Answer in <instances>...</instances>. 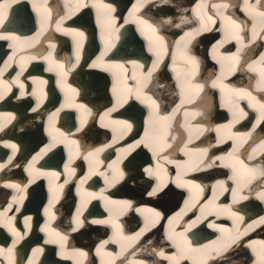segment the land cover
<instances>
[{"label":"bare ground","instance_id":"bare-ground-1","mask_svg":"<svg viewBox=\"0 0 264 264\" xmlns=\"http://www.w3.org/2000/svg\"><path fill=\"white\" fill-rule=\"evenodd\" d=\"M8 2L10 0H0V5H5ZM125 2L126 0H119L117 4H123L122 7H127L129 4L122 15L115 11L109 13L103 7V5H109L114 9L113 0H73L72 2L69 0H60V2L47 0L46 5L44 0H18L11 7L5 8L7 19L4 27L0 26V33L18 36L21 41L0 39L3 47L0 54L4 53V62L1 68L5 66V62L10 56H14L12 61H8L11 67L7 68L3 77H0V92L4 95V98L0 99V125L3 126L0 130L2 133L0 135V164L6 165L0 174V177H3L0 179V198L2 197L0 202L8 199L6 205L0 206V213H3V216L0 217V237L3 240L9 239L10 236L12 238L9 246L5 243L0 247L4 253L0 254V264L7 261L9 264H18V261L23 264L26 261H20L18 258L20 254L18 248L24 252L20 258H24L28 246L33 240L32 223L25 225V222L32 221L33 217L29 213L21 217L26 231L21 228L23 223H17L18 226H15L12 219L19 210L23 209L28 192L33 193L32 202H34L36 197L42 198L41 193L45 189V193L51 191L47 188L42 191L35 188L29 190L34 185L39 186L40 184L38 180L41 175L33 173V168L34 166L42 167L39 160L44 156L50 158L49 169L54 168L49 170L50 173L57 174L50 176L49 181L60 180L70 171L73 173V169L75 174H79L86 164L89 173L97 171V175L101 176L104 181L112 182L110 185L114 184L111 192L108 191L110 187L108 184L105 189L100 190V186L96 184L93 186L89 176H81L74 181L76 184L75 196L64 207L70 209L69 205L75 203V207L79 208L85 198L93 200L92 203L105 200L106 204L102 203L101 207L108 211L106 217L108 216L114 225H119L118 238L123 237L119 239L121 243L119 249L120 252L124 249L123 254L115 261V264H124V262L126 264H139V262L174 264V261L160 257L158 253L163 250L166 256L174 257L175 252L172 251L177 245H180L178 243L180 239L188 242L187 235L190 236V233H201L200 231L208 233L209 230L214 231L221 241L215 244L213 240L207 238L201 244L202 246L193 248L196 250L195 252L191 251L186 254L190 257L187 259L190 260L188 264H209L208 261L202 260L194 263L192 254L194 257H197L198 254H206L210 264H217L211 255L210 248L215 251L214 255L216 256L217 248L220 250L219 255L225 253L222 256L229 259L223 262L224 264H260V256L264 255V224H257L250 229L249 225H253L254 221H259L261 217H264V201L257 196L258 192L264 191V178H257V182L253 180L250 185L241 188L238 184L243 183L247 173L242 170V176L238 181L237 178H233V165L240 167L237 164V160H239L249 168L264 169V150L258 149V145L264 142V121L257 124L258 109L250 107V104L255 103L254 101L245 97L235 98L234 102L230 103L232 98L229 96L228 89L222 91L219 87L214 88L212 82L218 80L229 88H245L264 102V92L256 88L259 74L248 69V64L258 61L261 53H264V26H261V19L257 17L254 20L253 16L244 10V0H150L148 3H144L143 0H134L131 6L129 1L126 4ZM255 2L256 0H249L250 4H255ZM20 3H27V8L32 11L27 12L26 10V13L19 14L18 17ZM61 4H64V12L61 11ZM140 4L143 6L140 7ZM223 4H227L228 7H214ZM45 6L51 19L45 21L44 28L46 30L42 32L41 21L46 15ZM257 11H264V8L257 6ZM11 17L12 20H10ZM56 17L57 20L67 17L62 27L84 32L83 43L87 37L88 42L91 43L90 49L94 47L98 49L96 54H94L95 51L93 52V60L86 64L83 62L81 65L83 56L91 51L80 48V60L74 68L78 69L80 65L81 69L75 72L77 76L79 75L78 82H81L82 87L87 91L82 93V96L86 97L85 103L81 102L82 99L75 101L77 96L73 84L76 80L75 73H73L74 78L69 79L73 69L67 71L72 64L76 63L75 41L77 37L57 31V25L52 20ZM111 18L115 19L113 28L108 27V20ZM201 18H203V22ZM72 20L78 23H70ZM231 21L241 25L239 35L244 37L243 49L239 54L240 64L238 67L236 66V71H230V62L225 59L236 54L237 48L241 47V44L233 38L236 30ZM253 24L256 25L258 34L254 41L252 40ZM8 26H11L12 29L7 28ZM202 27L207 30L197 31ZM129 30H132L133 34L125 38V46H117L121 39L120 35L126 34ZM185 33L192 35L185 37ZM157 37L164 38L162 45ZM185 39L191 41L187 49L183 47ZM10 45L12 46L10 47ZM45 45L47 49H45ZM51 45H55V48H52ZM66 46L71 47V53L67 54L58 49ZM150 47L153 49L152 51H149ZM100 49L102 50L99 51ZM55 50H59L60 53L55 55ZM125 50L129 54L123 58L120 51ZM113 51L115 53L112 54ZM49 53H51V59L45 60L44 57H47ZM158 54L160 57L159 66L152 72L147 86L142 89L141 99H137L136 90L140 87L138 80H142V77L153 68ZM186 55L195 56L199 63L191 84L204 85L203 89L194 95L189 92L187 87L185 91L181 90V83L191 70V66L186 62ZM143 57H146V61L149 58V63L145 67ZM170 60L172 64L168 65L167 62ZM52 61L63 64L64 69L57 68L56 63ZM36 62L42 63L37 64ZM94 64L97 66L93 67ZM12 65L18 68L19 82H16L17 74L15 77L9 75L16 71ZM115 65H123V68L115 67ZM259 67H264V64ZM50 68L51 71H49ZM62 71H66L67 75H62ZM107 78L109 81H114L116 78L117 84L110 86L107 84ZM51 79H53L52 82L49 81ZM53 81L57 85V95L62 96V100L69 101V105L66 102L55 105L56 101H59L55 92L53 93L55 101L52 104H46V84L52 87ZM20 84L24 85V96L20 95ZM72 89H75V92ZM123 89H126L125 94L122 92ZM129 89L132 91L129 92ZM38 97L41 99L40 107L36 111H32L33 108H36ZM145 97H151L157 103L155 120L149 118L151 111L148 106L149 102H142ZM79 105H84L90 115L78 107ZM138 107H142L143 113L137 109ZM113 108L115 111H110ZM238 108H243L249 116L238 121L235 120L234 113L238 115ZM53 113H56L54 118L68 124L64 128L66 127L70 132L66 134L62 132L64 146L68 147L67 143L76 141L71 152H67L64 164L59 166L60 169H56V166L60 164V161H56V158L60 156L59 143L47 152L44 151L55 137L53 130L47 129V123L50 126L51 122L49 117ZM173 114L174 117L167 123L160 119L173 116ZM73 115H76V130L71 122ZM10 117L13 118L10 119ZM87 119L92 120L88 125H86ZM93 120H95L94 123H92ZM121 122L131 124V129L124 131ZM241 123H245V125L242 126ZM253 125H256L254 129ZM199 129H203V131H199ZM122 132L123 135H121ZM136 133L140 138H135ZM247 133H251V136L244 140L243 134ZM146 136L151 140L133 148ZM242 141L243 144L240 146ZM158 142L176 145L184 156L180 157L176 153L171 154L169 147H164L163 151H159L163 145ZM9 143L16 145L14 156L13 149L6 146ZM149 144L151 146H145ZM254 148H257V153L252 160H249L248 157L253 155ZM70 149L71 147L68 150ZM97 149L103 150L96 152ZM205 149L207 152L203 153L202 150ZM77 150H81V152L75 155ZM147 152L150 153L147 154ZM89 153H95V155H89ZM145 153L149 155L150 160L144 156ZM229 153L232 154L231 157ZM9 156H13L11 164L7 161L3 163V157L8 159ZM85 156L88 159H84ZM25 159H27L25 165L20 166L25 162ZM209 162H213V166L205 167ZM92 163L93 165L90 166ZM30 164L32 165L31 169H29ZM65 165L68 167L66 168ZM158 165L159 168H157ZM171 166L177 171L176 175L171 172L173 171ZM109 167H112L111 173L108 171ZM146 168L158 172L163 181L161 189L153 196L148 195L149 187L157 181V177H149L144 171ZM12 169L14 170L12 171ZM42 172L49 173L45 167H42ZM120 172L124 173L123 178L115 179L114 175L118 176ZM24 174H31L29 177V180L33 181L31 184H29V180L23 183L19 180L10 182L9 179H6L12 175L25 177ZM151 178L154 179L151 180ZM221 181L224 182L222 185L219 183ZM8 183H19L23 190L8 188L5 186ZM83 184L84 187L91 188V190L85 189ZM181 184L186 186L181 187ZM195 185H199V187ZM46 186L49 187V183ZM54 186L53 193L57 196L68 186L73 187L74 183L60 182L59 185ZM154 187L156 186L150 188L151 191ZM124 189H129L137 197L141 195L143 197L139 200L132 199L133 203L124 196ZM9 190L13 191L11 196L8 194ZM194 190L205 191L202 192V195L199 193L197 197L187 198L184 207L171 215L166 214L168 211L154 208L155 205L169 207L173 200L174 203H177L175 200L181 203L184 195ZM226 190L228 201L221 197ZM234 191L237 192L235 197ZM18 196H23L24 199L19 202L14 201L13 197ZM241 196L247 198L240 199ZM95 197L99 201H94ZM47 198L45 208L50 207L51 193ZM245 200L249 203L245 204ZM124 201H129L132 206L124 208ZM240 204L244 205L245 212H242ZM59 207L62 208V205ZM101 207L98 210H101ZM251 207L252 209H250ZM30 210L36 214V208ZM189 211V215L186 216ZM233 212L242 216L243 221H237L232 216ZM125 213L131 218L130 226L126 230L123 227L125 221L128 220L124 221L121 218ZM155 213L163 214L160 221H157L159 217H156ZM53 218H55V213L49 210L46 219H52V222ZM93 220H103V216H94ZM153 220L155 221L154 225L150 223L146 229V221ZM65 221L69 223L70 218L66 217ZM166 223L169 225L168 228L163 234H160V228ZM99 226L101 229L103 228L102 224ZM12 228L23 237L15 244L14 248L13 241L16 237L13 235ZM61 228L62 225L60 226L57 221L53 222V225H49V229L53 232L61 231ZM100 228L87 224L82 233H94L96 230L99 233ZM237 228L241 233L247 235L244 242L243 238L223 252L224 243L230 239ZM73 231L61 233L63 236L59 233L58 237H72ZM138 233L140 235L134 240L124 239L134 237ZM169 236L173 237L175 243L168 239ZM44 237L46 238L44 244L57 240L52 236ZM98 237H101V234ZM59 241L62 243L61 238ZM65 241L69 245L68 249L64 255H61L62 250H58L57 256L62 258V262L61 259L55 258L56 263L81 264L86 256H74V251L81 252V250H74L70 241L68 239ZM113 241L118 243L116 239ZM99 246L102 245L97 244L96 247ZM186 246L187 244L181 245L183 249ZM10 248L13 249L11 254L14 249L18 253L9 258L11 254H8V249ZM37 249L40 251H36ZM45 249V246L43 247L37 242L34 247L30 248V252L28 251L27 263L29 264L30 260L32 264L37 262ZM101 249L102 251H97V253L105 255L106 248L101 247ZM122 259L124 262H121ZM218 259H220L218 262L222 264V257H218L216 260ZM104 260L103 264L113 262L107 256L104 257Z\"/></svg>","mask_w":264,"mask_h":264},{"label":"snow or ice","instance_id":"snow-or-ice-1","mask_svg":"<svg viewBox=\"0 0 264 264\" xmlns=\"http://www.w3.org/2000/svg\"><path fill=\"white\" fill-rule=\"evenodd\" d=\"M17 2H18V0H10V2L6 3L5 5H0V26H3L4 23H5V20L7 19V12L5 11V8L11 7L12 4H15ZM143 2L144 3H148V2H150V0H143ZM44 4L45 5L47 4V0H44ZM139 6L142 7L143 4H140ZM244 6H245L244 10L249 15L253 16L254 20L257 17H259L261 19V21H262V25L261 26H264V11H257V6H260V7L264 8V0H256L255 4H250L249 0H244ZM103 7L109 13L115 11V9H112L109 5H103ZM214 7L227 8L228 5L227 4H223V5L214 6ZM44 11H45L46 15L42 18V21H41L42 32L44 30H46L44 28L45 21H48V20L51 19L50 14H48V9H47L46 6L44 7ZM65 19H67V17H62L61 19L55 21V23L57 25V31H61V32H63L66 35H74L75 37H77V39L75 41L76 63L72 64L71 67L67 70V71H71L79 63V60H80L79 52H80V48L82 47V43H83V39H84L85 34L82 31H76V30H72V29L63 28L62 25H63ZM209 19H211V17H209ZM201 21L203 22V18H201ZM231 23H232L234 29L236 30V34H235V36L233 38H235L241 44V47L237 48L236 54H234V55H232L230 57H226L225 59L229 60V62H230V71H236L237 70L236 66L240 64V55L239 54H240V52L243 49V43L242 42H243L244 37L239 35V31L241 29V25L237 24L235 21H231ZM114 25H115V19L114 18L109 19L108 20V27L109 28H113ZM177 27H179V25H177ZM205 30H207V29L202 27L201 29H199L197 31H205ZM190 35H192V34L191 33H185V37H189ZM257 35L258 34L256 32V25L253 24V31H252V40L253 41L257 39ZM0 39L12 40L14 42L21 41V38L18 37V36H15V35H12V34L5 35L3 33H0ZM157 40L162 45L163 41H164V38L163 37H157ZM190 43H191L190 40L185 39L183 47L185 49H187L188 45ZM11 46L12 45H10V47ZM51 47L55 48V45H51ZM152 50L153 49L150 47L149 51H152ZM14 55H15V53H14ZM102 55H104V54H102ZM13 59H14V56H10L8 58V61H12ZM33 59H35V57H33ZM44 59L45 60H50L51 59V53H49V55L47 57H44ZM185 59H186V62L191 66V70L186 75L185 80L181 83V90L183 92V91H185V89L187 87L189 92L194 95V94L198 93L199 91H201L203 89V87H204L203 84H195V85L191 84L192 77L195 76L196 70L199 67V63H198V61H197L195 56L186 55ZM8 61L5 62V66L3 68H0V77H3L4 72L7 70V68L11 67V64ZM52 62L56 63L55 61H52ZM159 62H160V57H159V54H158L157 60L153 63V68L151 70H149L147 75L142 77V80H138V83L140 84V87L136 90V92H137V97L136 98L137 99H141L142 89L147 86V82L150 80V78L152 76V72L159 66ZM261 64H264V53H261L260 58H259L258 61H254L253 63L248 64V69L251 72H258L259 79L256 82V88L259 91L264 92V67H259V65H261ZM96 66L97 65H95V64L93 65V67H96ZM56 67L61 69V70L64 69V65L63 64L56 63ZM115 67L123 68V65H115ZM51 70L52 69L50 68L49 71H51ZM61 74L62 75H67V72L66 71H62ZM19 75H20V73L17 74L16 82H19ZM212 87H214V88L219 87L222 91L225 90V89H228L229 96L232 98V99H230V103H233L235 98H245V97L250 98L252 101L255 102L253 104H250V107L258 109V112H259V116H258V119H257V124H259L261 121H264V102H262L261 100L257 99L256 96H254L251 91H249V90H247L245 88H238V89L229 88L227 85H224L222 82H219L218 80H214L212 82ZM20 88H21L20 95L24 96L25 95V92L23 91L24 85L20 84ZM8 90L10 91V87H9ZM72 91L75 92V89H72ZM128 91L131 92L132 90L129 89ZM3 98H4V95H3L2 92H0V99H3ZM142 102H149L148 106H149V108L151 110L150 113H149V118H150V120H155L156 119L157 107H158L156 101L153 100L151 97H145V99L142 100ZM40 103H41V99H40V97H38L37 98L36 108H33L32 111H36L40 107ZM78 107H80L81 109H84L86 112H88V110L85 109L84 105H79ZM110 111H115V108L111 109ZM88 114L90 115V112H88ZM55 115H56V113H53L49 117V120L51 121L55 117ZM246 115H247V113L244 111L243 108H238V115L234 113V119L238 121L239 119H243ZM173 117H174V114H173V116L163 117V118H160V119H162L163 121H165V123H167V121H170ZM11 118H13V117H10V119ZM82 124H83V121H82ZM121 124L123 125V130L124 131L130 130L131 127H132V125L127 123V122H121ZM2 127L3 126L0 125V130H2ZM255 127H256V125H253V129ZM199 131H203V129H199ZM60 135H61V137H63L64 134L61 133ZM121 135H123V132L121 133ZM248 136H251V133L243 134L244 140H246ZM149 139L151 140V138H149ZM61 142H63V141L62 140H58L56 137H53L52 142L50 143L48 148L45 149L44 151L47 152L51 148L55 147L57 143H61ZM71 143L75 145L76 141H71ZM142 143H144V141L137 142V145H134L133 148L139 146V144H142ZM242 144H243V141H242L240 146H242ZM6 146L10 147L11 149H13V156H14L15 155V150H16V145L9 143V144H6ZM145 146H151V145L149 144V145H145ZM169 146L170 145L164 144L163 147L159 148V151H163L164 147H169ZM258 149L264 150V142H262L260 145H258ZM102 150L103 149H97L96 152H99V151H102ZM202 152L206 153L207 149L202 150ZM256 153H257V148H254L253 149V155H249L248 159L252 160ZM154 154H156V153L154 152ZM89 155H95V153H89ZM13 156H9L8 157V163L9 164H11V162L13 160ZM229 156L231 157L232 154L229 153ZM84 159H88V157L85 156ZM217 159H220V158H217ZM34 161H35V158H34ZM201 163H202V161H201ZM237 164L240 165V167H237V166L233 165V174H234L233 178H237L238 181H239V179L242 176V170L247 173L246 178L243 179V183L242 184H238L239 187H241V188L242 187H247L248 185H250L253 182V180H256L257 178H264V169L249 168L247 165H244L243 161H239V160H237ZM212 166H213V162H209V163H207L205 165V167H208V168H211ZM5 167H6L5 164H0V170H3ZM65 167L67 168L68 165H65ZM31 168H32V165L30 164L29 165V169H31ZM157 168H159V165L157 166ZM72 171L74 172V169ZM144 171L147 173V175L149 177H152V176H156L157 177L158 183H157L156 187H154L152 189V191L148 193L149 196H153L161 189L162 179L159 176V173L158 172H154L153 169H151V168H146ZM39 175H45V173H39ZM51 175L56 176L57 174L56 173H52ZM123 176H124V173L120 172L118 176L114 175V178L115 179H122ZM106 180H107V178H106ZM32 182H33L32 180H29V184H31ZM68 182H69L68 180L64 181L65 184H67ZM188 183H191V182H188ZM219 183L222 185L224 182L221 181ZM5 186L8 187V188L17 189L18 191H22L23 190L21 188V184H19V183H8ZM180 186L184 187L186 185L185 184H181ZM195 186L199 187V185H195ZM233 194H234V197H235L237 195V192L234 191ZM257 196L262 201H264V191L258 192ZM246 198L247 197H244V196L240 197V199H246ZM23 199H24L23 196L13 197V200L17 201V202L22 201ZM233 202L235 203L236 200L234 199ZM123 206H124V208H130L132 205H131V203L129 201H124L123 202ZM48 211H49V209L46 208L45 212L47 213ZM2 216H3V213H0V217H2ZM155 216L159 217L160 213H155ZM232 216L235 217L237 221H243V219H244L242 216H239L237 213H234V212L232 213ZM9 223H10V221H9ZM93 223H96V224H111L112 221L110 219L109 220H95V221H93ZM150 223H151V225H154L155 221L154 220L151 221V222L146 221V224H145V228L146 229L150 226ZM76 224H77V227L80 226L79 210H78V215H77V218H76ZM257 224H264V217H261L259 219V221H254L253 225H249V229L254 227V226H256ZM115 227L117 229H119V225H115ZM190 227H191V225H190ZM11 230L13 232V235L16 237V239L13 241V248H14L15 244L18 243L19 240L22 239L23 237L14 228H12ZM73 230H75V229H73ZM246 231H247V229L245 230V232ZM244 234L245 233H241L239 231V229L237 228L235 230V233L231 235L230 239H228L227 242L224 243L223 248L227 249L232 244H236L241 239V237ZM57 235L59 236L60 234L57 233ZM139 235H140V233L136 234V236H134V237L124 238V239H132V240H134V239L138 238ZM181 235H183V234H181ZM120 238H123V237H120ZM120 238H118L117 242H119ZM63 239H64V237H61V240H63ZM168 239L173 240V237L169 236ZM51 242H55V241H51ZM173 242L175 243V240H173ZM104 243H107V241H105ZM185 243H187V241H185ZM177 247H178V249H180L181 252H183V248L181 247V245H177ZM61 249H62L61 255H64L65 252H64V245L63 244H61ZM123 250L124 249H122L121 255L123 254ZM12 251H13L12 248L8 249V254L10 255L12 253ZM36 251H40V249H37ZM192 251H196V250L192 249ZM219 251L220 250H217V255H219ZM0 254H4L2 249H0ZM73 255L74 256H79V257H85L87 254L84 253V252H80V251H74ZM158 255L160 257H163L164 259H167V260H170V261H174V264H179V258L166 256L163 250H161L158 253ZM29 264H32L31 260L29 261ZM139 264H144V262H139ZM260 264H264V255L260 256Z\"/></svg>","mask_w":264,"mask_h":264},{"label":"water","instance_id":"water-1","mask_svg":"<svg viewBox=\"0 0 264 264\" xmlns=\"http://www.w3.org/2000/svg\"><path fill=\"white\" fill-rule=\"evenodd\" d=\"M28 12V11H27ZM24 13H26V9H25V7H24V5H21L20 6V9L18 10V17H19V14H24ZM131 34H133L132 33V30H129V32H126V36H124L123 37V43L120 45V46H125V44H124V38H126V37H130V35ZM134 37V36H133ZM136 39V38H135ZM1 48H3L2 46H1V44H0V52H1V50H3V49H1ZM2 54V53H1ZM0 54V59L2 58V57H4V53L1 55Z\"/></svg>","mask_w":264,"mask_h":264},{"label":"rangeland","instance_id":"rangeland-1","mask_svg":"<svg viewBox=\"0 0 264 264\" xmlns=\"http://www.w3.org/2000/svg\"><path fill=\"white\" fill-rule=\"evenodd\" d=\"M171 202H172V203H174V200H173V201H171ZM171 202H170V204H172ZM175 202H176V200H175ZM168 206H169V205H168Z\"/></svg>","mask_w":264,"mask_h":264}]
</instances>
